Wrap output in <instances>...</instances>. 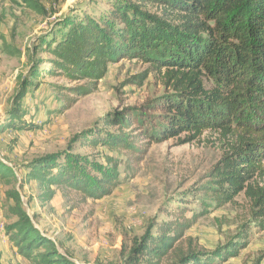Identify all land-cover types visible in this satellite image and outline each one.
I'll use <instances>...</instances> for the list:
<instances>
[{
  "label": "trees",
  "instance_id": "1",
  "mask_svg": "<svg viewBox=\"0 0 264 264\" xmlns=\"http://www.w3.org/2000/svg\"><path fill=\"white\" fill-rule=\"evenodd\" d=\"M12 1L38 16L48 14L42 0ZM107 7L100 15L70 11L35 41L28 79L21 82L0 134L39 128L25 121L22 103L44 80L68 82L52 85L51 96L63 114L98 91L111 65H148L164 93L104 116L87 146L128 152L138 164L154 145L192 144L207 132L218 133L224 144L206 183L193 194L200 211H173L171 220L155 226L156 235L147 232L124 264H221L239 257L249 244L248 223L213 251L182 244L192 241L187 233L199 220L241 195L251 203V222L264 230V0H109ZM147 78L142 73L130 82L143 86ZM64 157L35 159L21 181L0 161V186L18 184L22 190L34 182L46 203L59 190L98 201L122 185L115 158L108 157V168L97 174L78 155ZM7 199L6 235L20 256L30 264H81L34 225L17 189L8 191ZM2 257L0 251V264Z\"/></svg>",
  "mask_w": 264,
  "mask_h": 264
},
{
  "label": "rangeland",
  "instance_id": "2",
  "mask_svg": "<svg viewBox=\"0 0 264 264\" xmlns=\"http://www.w3.org/2000/svg\"><path fill=\"white\" fill-rule=\"evenodd\" d=\"M109 0H42L48 14L30 13L12 0H0V125L8 119L22 81H27L35 41L49 32L70 11L100 15ZM47 59V55L41 56ZM47 66V65H46ZM148 73L143 86L130 81ZM68 86L65 80L47 79L42 88L23 100L25 121L37 125L33 131H6L0 134V161L13 168L21 181L29 163L50 156L78 155L99 173L107 169L108 157L117 159L122 185L112 196L94 201L79 193L59 190L50 202L39 200L36 183L0 186V251L2 264H30L18 253L6 235L10 224L5 217L7 192L17 189L26 203L34 225L52 238L62 253L81 264H124L136 245L151 230L156 235L160 223L171 220L173 211L186 207L199 212L200 202L193 197L210 169L219 161L224 141L217 133L207 132L192 144L173 140L154 145L148 155L136 163L128 152H112L87 146L101 119L123 108L142 105L161 96L165 88L148 65L123 61L111 65L98 91L80 99L69 111L60 114L51 96L52 85ZM51 113V114H49ZM115 131V129H111ZM64 157V158H65ZM111 169V168H109ZM200 197L201 194L199 193ZM188 199V205L183 200ZM10 203H13L10 201ZM251 203L241 195L233 204L213 210L187 233L183 249L213 251L231 241L241 225L250 226L248 247L239 257L221 264H264V230L251 222ZM154 227V228H151Z\"/></svg>",
  "mask_w": 264,
  "mask_h": 264
},
{
  "label": "built area",
  "instance_id": "3",
  "mask_svg": "<svg viewBox=\"0 0 264 264\" xmlns=\"http://www.w3.org/2000/svg\"><path fill=\"white\" fill-rule=\"evenodd\" d=\"M4 163H5V161H4ZM5 164H7V163H5ZM52 241H54L52 238H50ZM55 242V241H54Z\"/></svg>",
  "mask_w": 264,
  "mask_h": 264
}]
</instances>
